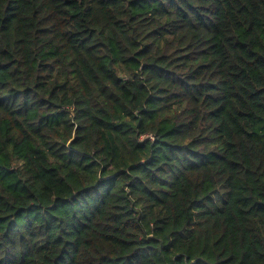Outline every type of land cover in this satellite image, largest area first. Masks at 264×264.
<instances>
[{"label": "trees", "instance_id": "trees-1", "mask_svg": "<svg viewBox=\"0 0 264 264\" xmlns=\"http://www.w3.org/2000/svg\"><path fill=\"white\" fill-rule=\"evenodd\" d=\"M0 264H264V0H0Z\"/></svg>", "mask_w": 264, "mask_h": 264}]
</instances>
